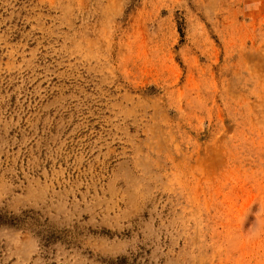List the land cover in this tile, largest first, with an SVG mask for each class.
I'll return each mask as SVG.
<instances>
[{
    "label": "rangeland",
    "instance_id": "374dc122",
    "mask_svg": "<svg viewBox=\"0 0 264 264\" xmlns=\"http://www.w3.org/2000/svg\"><path fill=\"white\" fill-rule=\"evenodd\" d=\"M0 264H264V0H0Z\"/></svg>",
    "mask_w": 264,
    "mask_h": 264
}]
</instances>
